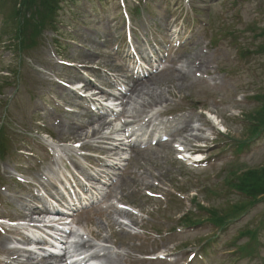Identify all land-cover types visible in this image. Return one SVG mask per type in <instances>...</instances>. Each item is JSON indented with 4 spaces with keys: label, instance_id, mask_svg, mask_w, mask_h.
I'll return each instance as SVG.
<instances>
[{
    "label": "rangeland",
    "instance_id": "374dc122",
    "mask_svg": "<svg viewBox=\"0 0 264 264\" xmlns=\"http://www.w3.org/2000/svg\"><path fill=\"white\" fill-rule=\"evenodd\" d=\"M13 4L0 0V216L16 219L20 211L43 208L34 191L45 189L41 184L52 187L65 173L73 180V172L93 174L100 168L95 154L104 156V147L118 144L123 139L119 130L134 125L131 119L147 116L156 128L169 126L172 139L143 148L127 146L126 140L117 145L115 152L126 159L117 170H108L117 176L106 198L73 217L70 252L96 251L102 264H264V199L250 206L231 187L242 171L264 166V135L242 151L234 145L246 138L247 120L256 115L254 96L264 93V0L62 2L56 30L45 25L36 46L20 54ZM123 10L133 46L142 49L147 42L168 54L164 71L147 83L152 98H125L127 114L135 118L118 117L124 105L114 98L108 103L112 110L103 115L100 104L94 102L93 109L64 86L94 85L93 92L101 93L97 99L107 98V91L118 94L107 73L125 75ZM171 28L180 30L179 44L167 50L162 46L170 44L166 34ZM118 78L125 88L136 81ZM90 116L112 121L111 127L86 139L66 132L65 126H82ZM110 131H116L112 141L103 144L101 136ZM185 147H198L204 161L178 159L176 149ZM48 187L45 191L51 192ZM195 201L222 217L228 206L244 207L238 206L219 231L204 219L205 212L195 210ZM187 210L202 223H178ZM4 227L9 230L0 228V264L45 262L21 252L31 242L23 230Z\"/></svg>",
    "mask_w": 264,
    "mask_h": 264
},
{
    "label": "trees",
    "instance_id": "16d2710c",
    "mask_svg": "<svg viewBox=\"0 0 264 264\" xmlns=\"http://www.w3.org/2000/svg\"><path fill=\"white\" fill-rule=\"evenodd\" d=\"M63 1L75 0H14L11 16L16 23L15 40L19 49H26L35 44V38L39 35L45 25L55 28L57 10ZM259 101L256 115L247 120V136L256 137L264 132V94L256 96ZM241 194L249 198L250 205L257 202L258 197L264 194V166L248 169L240 173L231 181ZM240 206L242 209L244 206ZM222 210L225 216H218L216 210H209V220L214 225L222 226L227 216L236 212V208ZM201 208V207H200ZM238 209V208H237Z\"/></svg>",
    "mask_w": 264,
    "mask_h": 264
},
{
    "label": "bare ground",
    "instance_id": "6f19581e",
    "mask_svg": "<svg viewBox=\"0 0 264 264\" xmlns=\"http://www.w3.org/2000/svg\"><path fill=\"white\" fill-rule=\"evenodd\" d=\"M185 76L186 75L182 71V74L179 75V78L183 79V78H185ZM154 80H156V77H149V78H146L144 80H141L137 84L136 83H133L132 86H130L129 89L127 90V94L126 95L123 94V93L120 94L121 96H120L119 99L121 100V105H124L125 98H126V102L128 100H131L130 94L131 95L134 94V96H139L140 94H147L148 97L151 99L152 98V94H151L152 92L149 91L148 86H147V83L148 82H151V84H152V82L154 83ZM83 88L88 89L87 88V85H84ZM125 105H124L123 109L118 113V116L119 117L128 116L130 118H132V117L135 118V116H132L131 114H129V115L127 114L128 112L125 109ZM143 119L144 118H142V121H143ZM144 121H146V124H151L152 123V121H150L148 118L145 119ZM111 122L110 121L109 122L106 121L103 117H93V116H90L89 119H88V122L85 123L84 125L78 126L76 128H73L72 126H65V130H66V132H72L73 137L75 136V137H77V139H82V138L83 139H86V138H90L91 136H97V135L102 134V129H104L106 126H107L106 127L107 129L110 128L111 127L110 125L112 124ZM94 123H96V127L93 128L91 130V132H87V133H77V129L84 130V128H86L90 124H94ZM184 128L187 129V127H184ZM119 131H124V130H119ZM114 133H116V131H110L109 134L102 135L101 136V138H102L101 142L103 144H106L108 141H110V140L112 141L111 135L114 134ZM114 150H115L114 147L113 148H110V149L104 147L103 148V153H107V156H112V155H114ZM192 150H195V148H192ZM30 221H32V219ZM5 240L6 239L1 240V244H3L5 242ZM84 246L87 247V244L86 245H83V244L81 245V247H84ZM88 247L92 248L93 246L92 245H89ZM13 251L15 253V252H18L20 250L14 249ZM22 252L25 253L26 251L22 250ZM92 255H94V256H92L93 258H98V256H99L97 253H93ZM50 257L52 259V256H48L49 259H50ZM13 258H14V255L11 254V256L9 257V259H10L11 262L14 261ZM17 258H19V257L17 256ZM47 259L44 258L45 261H47ZM64 259H65L64 257H61V258L57 259V261H59L61 263H64V264L65 263L67 264V262ZM80 260L83 261V258L80 259ZM15 263H19V262L18 261H15ZM43 264H48V262H44Z\"/></svg>",
    "mask_w": 264,
    "mask_h": 264
}]
</instances>
